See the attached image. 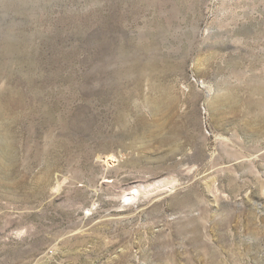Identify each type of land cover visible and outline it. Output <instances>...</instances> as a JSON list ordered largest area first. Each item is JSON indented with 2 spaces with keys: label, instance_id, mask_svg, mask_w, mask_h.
I'll use <instances>...</instances> for the list:
<instances>
[{
  "label": "rangeland",
  "instance_id": "obj_1",
  "mask_svg": "<svg viewBox=\"0 0 264 264\" xmlns=\"http://www.w3.org/2000/svg\"><path fill=\"white\" fill-rule=\"evenodd\" d=\"M0 264H264V0H0Z\"/></svg>",
  "mask_w": 264,
  "mask_h": 264
},
{
  "label": "bare ground",
  "instance_id": "obj_2",
  "mask_svg": "<svg viewBox=\"0 0 264 264\" xmlns=\"http://www.w3.org/2000/svg\"><path fill=\"white\" fill-rule=\"evenodd\" d=\"M172 184H173V182H171ZM170 186V185H169ZM134 192V191H133ZM136 194V193H135ZM135 194L134 193H132V194H129L127 197H125V199H124V202H125V204L126 203H129V202H131V201H133L134 199H135Z\"/></svg>",
  "mask_w": 264,
  "mask_h": 264
}]
</instances>
